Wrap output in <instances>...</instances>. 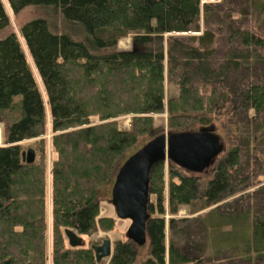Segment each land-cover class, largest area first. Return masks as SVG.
<instances>
[{
	"label": "trees",
	"instance_id": "obj_1",
	"mask_svg": "<svg viewBox=\"0 0 264 264\" xmlns=\"http://www.w3.org/2000/svg\"><path fill=\"white\" fill-rule=\"evenodd\" d=\"M7 2L15 14L46 10L58 24L39 17L3 36L11 21L0 0V125L8 146L0 147V264H48L47 167L37 155L23 161V142L44 145L50 125L52 264H99L92 248L67 246L61 230L93 234L101 189L139 136L162 130L152 118L162 114L170 132L220 126L233 144L203 190L200 178L168 163L166 195L165 163L156 165L147 243L118 241L109 264H133L142 253L140 264H264V186L221 204L249 188L254 172L264 178V153L256 146L252 161L240 143L264 139V80L243 76L264 70V28L238 27L232 0L203 8L201 0ZM252 4L246 9L263 19L264 0ZM188 33L199 35L165 40ZM224 33L229 47L218 58ZM130 35L132 50H118ZM126 116L130 130L116 121ZM183 208L193 218L176 220Z\"/></svg>",
	"mask_w": 264,
	"mask_h": 264
},
{
	"label": "rangeland",
	"instance_id": "obj_2",
	"mask_svg": "<svg viewBox=\"0 0 264 264\" xmlns=\"http://www.w3.org/2000/svg\"><path fill=\"white\" fill-rule=\"evenodd\" d=\"M4 4L6 6L7 12L9 14L10 17V21H11V27L8 31H6L5 33H3L2 35H6L7 33H10L12 31L16 32L17 34H19V30L20 28L25 25L26 23L39 18V17H48L49 20L51 21L53 19V17L51 16V14L46 11V10H42V9H38L35 7H29L26 8L24 10H22L21 12H19L18 14H15L7 0H3ZM205 3H203V0H201V5L202 8L206 5H217V4H222L223 0L220 2H211V0H204ZM255 0H253L248 6H252L253 2ZM244 2H240V1H235L232 0L230 8L233 7V10H236L234 19L235 21H237L238 24H236L238 27L242 26V24H248V26H246V28H252L253 30H258V28H264V17L263 19H260L261 17H257L256 15H254V9L252 8L251 10L246 9L248 6H244L243 4ZM229 6V5H228ZM238 9V10H237ZM241 10H243L241 12ZM53 21L58 24V22H56L54 19ZM60 21V19H59ZM225 23V24H224ZM226 22H223V26L225 27ZM200 26L203 29L207 28L206 23L204 21V17L203 14L200 18ZM236 26V27H237ZM226 28V27H225ZM70 30V29H69ZM0 35V36H2ZM199 34L197 33H188V34H170V35H166L165 36V40L167 41V39L171 36L173 37H187V36H198ZM229 34L228 33H224L221 35V37L218 39V43L216 46L217 49V57L221 58L222 56H224L225 54V50L227 47H229L228 41H229ZM133 48V35H130L122 40L119 41L118 47L117 49L120 51H131ZM248 75H250L251 77H255L259 78L261 77L264 80V70H262L261 68H257L254 67V69L247 73L244 74L243 76L247 79L249 78ZM167 87V95H168V82L166 84ZM132 116H126L123 118H119L116 121H118L119 127L122 130H130L131 126H132ZM153 122H154V127L158 128L161 127L162 130L157 131L156 133H151V132H146L144 134H142L141 136L138 137V141L136 142V144H134L133 146H131L126 152L125 154L121 157V159L119 160L118 164H117V171L116 173L113 175V177H111V179L109 180V183H107L100 191L99 193V202H100V211H99V216H98V222L96 224V228L95 231L93 232V234H91L90 236H82V235H78L76 231L75 232L79 237L83 238L84 242H85V247L86 248H92L93 246H102L105 240H110L113 244V248L115 246V244L122 240H128L126 238V233L127 230L129 229L131 222L128 220H120L118 219L117 215H116V210L112 204V190H113V186L115 184V180L118 174L119 169L122 167V165L127 161V159L129 157H131L132 155H134L136 152H138L141 148H143L147 143H149L152 139H154L155 137L165 134V133H171L169 131L168 128V115L167 114H162V115H153ZM50 122V118H48V123ZM259 123H257V125L255 126V129L253 132L257 133L255 135H258V137L260 136V129L258 128ZM1 129H2V133H3V140H4V128L2 125H0ZM201 128L199 126H194L190 129H188L186 132H198ZM215 133L221 138V142L224 145V152L220 155V157L217 159L216 163L210 167L205 173L201 174V175H195L198 178H200L201 183L203 184L201 189H205V185L208 181H210L213 177L214 174V170H215V166L216 164L223 159L226 154L228 153V151L231 148V145L233 144V139L228 136L227 132H223V130L220 128V126H216L215 128ZM153 134V135H152ZM155 135V136H154ZM52 138H53V133L51 132V128L50 125L48 124V132L47 135L43 138V140L45 141L44 145L40 146L38 144V140H31V141H25L22 143V146H24L26 148V151L32 149V150H36L35 154L37 155V157H42L45 160L46 163V167H47V225H48V230H47V256H48V264H52V243H53V217H52V203H51V193H52V169H53V163L54 160L56 158L55 154L52 151ZM243 147H244V151L245 154L248 158H250L252 161L254 160V158L258 155H256L255 153L258 152H262L264 153V139L260 140V141H256V144L254 142V137L253 140L250 141L248 143V138L245 140V138H241V142H240ZM257 146V151H254V148ZM37 152V153H36ZM39 155V156H38ZM36 157V158H37ZM165 175H166V187H165V193L166 195H168V191H169V181H168V162L165 163ZM250 171V170H249ZM257 172H254L253 174V180H252V184L249 188L245 189V191L241 194H236L235 196L225 200L224 202H222L221 204H225L227 202H232L234 200H236L237 198H239L242 195H248L251 194L252 192L256 191L257 189H259L260 187L264 186V178L261 177H257ZM261 179V180H260ZM259 183H258V182ZM152 200H154V197H151ZM219 204V205H221ZM166 206V213H165V218L166 220H170L172 218V215L168 212V203L166 202L165 204ZM215 207H211L210 209L204 211L202 214H206L207 212H209L210 210H212ZM174 218L176 220H180L183 218H193V216H190L187 212V209L183 208L181 209L175 216ZM61 233L65 239V242L68 244V240L66 238L65 235V229L61 230ZM170 235L168 234V230H167V238L169 239ZM95 255V252H94ZM96 256V255H95ZM142 257H145V255L142 253L141 254ZM142 257L137 258V260L135 261V263L133 264H140L142 261ZM111 258L108 259H104L101 263L99 264H109Z\"/></svg>",
	"mask_w": 264,
	"mask_h": 264
},
{
	"label": "water",
	"instance_id": "obj_3",
	"mask_svg": "<svg viewBox=\"0 0 264 264\" xmlns=\"http://www.w3.org/2000/svg\"><path fill=\"white\" fill-rule=\"evenodd\" d=\"M224 152L221 138L214 127L198 132L165 133L147 143L119 169L112 190V204L120 220L131 225L126 238L139 246L147 243V225L150 219L146 205L150 199V175L160 163H172L194 175H201L212 167ZM35 151L23 153V161L33 164ZM71 248H84L85 242L71 230L65 231ZM97 263L112 257L113 244L105 240L102 246H93Z\"/></svg>",
	"mask_w": 264,
	"mask_h": 264
},
{
	"label": "built area",
	"instance_id": "obj_4",
	"mask_svg": "<svg viewBox=\"0 0 264 264\" xmlns=\"http://www.w3.org/2000/svg\"><path fill=\"white\" fill-rule=\"evenodd\" d=\"M222 0H211V2H220ZM203 3H205V1L203 0ZM0 147H8L7 145H5L4 140H3V133H2V129L0 127Z\"/></svg>",
	"mask_w": 264,
	"mask_h": 264
}]
</instances>
